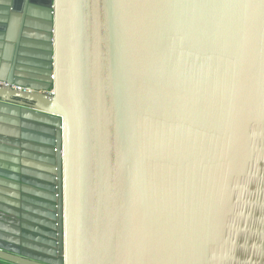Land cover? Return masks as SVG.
<instances>
[{
	"label": "water",
	"instance_id": "95a60500",
	"mask_svg": "<svg viewBox=\"0 0 264 264\" xmlns=\"http://www.w3.org/2000/svg\"><path fill=\"white\" fill-rule=\"evenodd\" d=\"M0 264H264V0H0Z\"/></svg>",
	"mask_w": 264,
	"mask_h": 264
},
{
	"label": "built area",
	"instance_id": "2783aa9c",
	"mask_svg": "<svg viewBox=\"0 0 264 264\" xmlns=\"http://www.w3.org/2000/svg\"><path fill=\"white\" fill-rule=\"evenodd\" d=\"M0 87H3V88L10 87L11 89H13L15 91H19V92H26V93L34 92V90H31L30 88H24V87L17 86V85H9V84H7L5 82H1V81H0Z\"/></svg>",
	"mask_w": 264,
	"mask_h": 264
}]
</instances>
